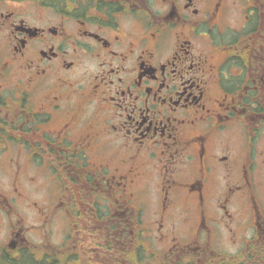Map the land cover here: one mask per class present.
<instances>
[{
	"label": "flooded vegetation",
	"instance_id": "flooded-vegetation-1",
	"mask_svg": "<svg viewBox=\"0 0 264 264\" xmlns=\"http://www.w3.org/2000/svg\"><path fill=\"white\" fill-rule=\"evenodd\" d=\"M0 264H264V0H0Z\"/></svg>",
	"mask_w": 264,
	"mask_h": 264
}]
</instances>
